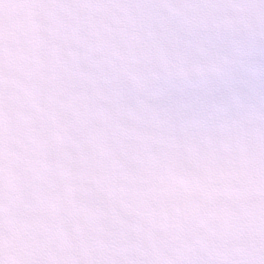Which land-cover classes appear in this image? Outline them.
Listing matches in <instances>:
<instances>
[{"label": "clouds", "instance_id": "1", "mask_svg": "<svg viewBox=\"0 0 264 264\" xmlns=\"http://www.w3.org/2000/svg\"><path fill=\"white\" fill-rule=\"evenodd\" d=\"M264 0H0V264H264V169L182 175L107 121L223 72Z\"/></svg>", "mask_w": 264, "mask_h": 264}, {"label": "snow or ice", "instance_id": "2", "mask_svg": "<svg viewBox=\"0 0 264 264\" xmlns=\"http://www.w3.org/2000/svg\"><path fill=\"white\" fill-rule=\"evenodd\" d=\"M264 9L261 6H246ZM253 41L226 45L223 72L195 89L158 91L147 114L114 115L107 124L149 150V167L182 175L233 160L264 169V16Z\"/></svg>", "mask_w": 264, "mask_h": 264}]
</instances>
